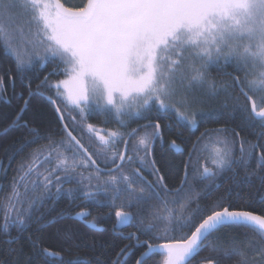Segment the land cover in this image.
Wrapping results in <instances>:
<instances>
[{
    "label": "snow or ice",
    "instance_id": "1",
    "mask_svg": "<svg viewBox=\"0 0 264 264\" xmlns=\"http://www.w3.org/2000/svg\"><path fill=\"white\" fill-rule=\"evenodd\" d=\"M0 56V264H264V0H0Z\"/></svg>",
    "mask_w": 264,
    "mask_h": 264
},
{
    "label": "trees",
    "instance_id": "2",
    "mask_svg": "<svg viewBox=\"0 0 264 264\" xmlns=\"http://www.w3.org/2000/svg\"><path fill=\"white\" fill-rule=\"evenodd\" d=\"M64 2V0H62ZM80 3V0H67V6H76ZM0 59H3L2 56H0ZM6 63V61H5ZM43 71H46L43 70ZM42 74V72H41ZM29 76L32 77L33 82H36V73L35 72H29ZM21 89V82L18 80L15 85V92H20ZM25 95H27V92L25 90ZM8 100L11 101V103H8ZM18 103H22V101H17L14 96H13V86L11 84L8 85V90H7V99L4 97H0V114H7L9 113L15 106H17ZM30 115H33L36 118V122L39 123L41 126L47 127V126H55L56 125V115L52 111L51 105L48 103L47 99H45L42 96L34 97L31 102V106L29 109ZM110 127L112 125H109ZM135 126V125H132ZM173 135V133L169 132V134L166 136V139ZM163 146L158 142L157 143V158L164 160L169 167L172 168H178L181 166V163L184 159L183 156L180 155V153L176 152L175 150H172L170 152H164ZM5 164H8V161L5 157L4 159ZM11 165H9V168ZM10 174V172H9ZM223 181V178H222ZM68 201L67 199H62L59 200L56 204V207L63 208L67 205ZM87 207H90L92 210L93 216H98L100 217L99 221V227L102 228L101 226L103 225L105 228L111 230L112 224L115 222V216L114 212L116 210L115 207H113L110 202L106 199L102 200L99 203H96L94 206H92V203L87 205ZM130 229H125L124 231H129ZM240 229H235V230H229V231H236L238 232ZM95 231V230H92ZM20 242L22 244L28 243V234L27 233H22L21 234V240ZM48 243L52 244L53 246H56V241L53 238H49ZM25 251H29L28 247H25ZM205 253H201V255H204ZM163 259V255L161 254H154L149 260L148 264H158L159 261ZM195 264V262H194ZM229 264H233V262H229Z\"/></svg>",
    "mask_w": 264,
    "mask_h": 264
},
{
    "label": "flooded vegetation",
    "instance_id": "3",
    "mask_svg": "<svg viewBox=\"0 0 264 264\" xmlns=\"http://www.w3.org/2000/svg\"><path fill=\"white\" fill-rule=\"evenodd\" d=\"M223 178V177H222ZM96 204V202H92V206H94ZM101 225V224H100ZM99 224H98V226H100ZM103 229L105 228L103 225L101 226ZM126 229V228H125ZM124 229V230H125ZM240 231H243L242 229H240L238 232H240ZM157 254H161L162 255V253H157Z\"/></svg>",
    "mask_w": 264,
    "mask_h": 264
},
{
    "label": "bare ground",
    "instance_id": "4",
    "mask_svg": "<svg viewBox=\"0 0 264 264\" xmlns=\"http://www.w3.org/2000/svg\"><path fill=\"white\" fill-rule=\"evenodd\" d=\"M98 228H100L99 226H98ZM163 255V254H162Z\"/></svg>",
    "mask_w": 264,
    "mask_h": 264
}]
</instances>
